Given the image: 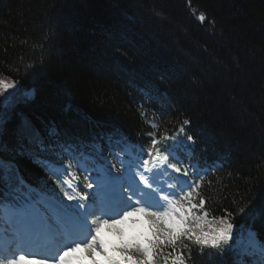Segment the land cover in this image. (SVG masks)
<instances>
[{
	"label": "trees",
	"instance_id": "obj_1",
	"mask_svg": "<svg viewBox=\"0 0 264 264\" xmlns=\"http://www.w3.org/2000/svg\"><path fill=\"white\" fill-rule=\"evenodd\" d=\"M0 79L16 84L0 96L3 140L13 149L0 155L30 184L60 190L15 151L27 144L25 126L54 147L45 156L72 161L83 185L87 173L70 154L119 167L116 154L140 155L152 124L172 135L188 120L195 143L185 139L176 154L203 175L193 203L204 198L210 221L231 212L241 246L249 230L264 242V0H0ZM22 186L0 185V197ZM184 243L191 258L180 244L173 255L182 252L186 264L258 259Z\"/></svg>",
	"mask_w": 264,
	"mask_h": 264
},
{
	"label": "snow or ice",
	"instance_id": "obj_2",
	"mask_svg": "<svg viewBox=\"0 0 264 264\" xmlns=\"http://www.w3.org/2000/svg\"><path fill=\"white\" fill-rule=\"evenodd\" d=\"M198 19L204 21L206 17L201 13ZM15 87V82L0 79V96ZM5 124L4 113L0 111V153L13 151L3 140ZM188 124V120L183 121L172 135L167 131L158 135V125L152 124L154 131L148 133L150 143L146 148L139 149V163L116 154L120 166L107 161L95 169V177L83 176L84 191L79 190V183H73L81 181V176L70 171L73 169L72 161L69 160L66 165L57 164L50 156H45V153L52 152L45 136L25 126L21 140H26L27 144L18 143L15 151L19 155H28L45 168L64 197L74 203L66 204L63 198H54L52 218L43 217L44 230L61 241L51 255L41 258L37 254H24L22 250L18 254L0 252V264H169V261L171 264H186L182 252L173 255L180 244L188 250V258H191V247L184 243L185 240L199 246L201 253L205 249H213L219 255L234 252L237 256L257 257L251 264H264V242L249 230L241 246L240 234L234 236L237 226L232 222L231 212L225 210L224 215L210 221L209 213L204 211V198L200 197L197 203H193L194 198L200 196L203 175L197 165H184L176 154L185 139L195 143L194 137L185 132L184 125ZM47 135H55L54 130H47ZM125 151L121 149V153ZM145 156L147 158H142ZM75 166L88 171L79 158ZM168 170L180 174L175 177L178 183L161 185L152 178L159 172L169 174ZM64 174L70 175L71 180L59 178ZM196 176H199L198 180L189 179ZM13 180L17 185L24 184L13 160H6L0 155V185L12 187ZM98 198L100 206L93 211ZM0 206L18 211L7 205L2 197ZM239 212L243 213L245 209L240 208ZM137 216L146 219L147 230L126 234L121 226ZM130 222L135 226L140 221L131 219ZM104 225L120 237L119 244H113L111 249L100 235ZM13 238L22 244L31 239L20 232ZM165 249L171 251L165 252ZM235 264H244V261L240 259Z\"/></svg>",
	"mask_w": 264,
	"mask_h": 264
},
{
	"label": "rangeland",
	"instance_id": "obj_3",
	"mask_svg": "<svg viewBox=\"0 0 264 264\" xmlns=\"http://www.w3.org/2000/svg\"><path fill=\"white\" fill-rule=\"evenodd\" d=\"M137 158H141L140 155L132 156L131 159L130 158H127V160H134L135 159L136 160V163H139V159H137ZM142 158H147V157L145 156V157H142ZM109 161H111V160H109ZM99 165H101V164H98V166ZM168 173L169 174H166V173H163V172H159L155 176H153L152 178L158 184H161V185H167L168 183L169 184L177 183L175 177L178 176V175H180V174L171 173V170H168ZM43 202L46 203V204L48 203V207H46V209H44L43 212L47 213V217L49 219H51L52 218V215L54 214L53 213V201L51 199H44ZM99 206H100V201H99V198H98L97 199V202H96V206L92 210L93 211H96V209L99 208ZM11 212L12 211H10V214L7 217L8 224H5L4 227L5 228H8L9 227V224H10L11 225L10 226V229L17 230V229H19L18 225L21 223V219L24 218V215L22 213H18L19 210L16 211V212H13V214H11ZM97 215H99V212H97ZM140 218L141 219L142 218L144 219V217H142V216H137V217L130 218V221H131V219H137V220H139ZM130 221H129L128 224L121 226V227H123L125 229L126 234H131L132 233L131 230H130V228H134L133 231H142V227L144 225V222H141L140 223V227H139L137 225L133 226ZM34 228L37 229L39 232H43V230L38 229L37 224H35ZM15 234L16 233L14 231H11V232H8L6 235L7 236L10 235V236H13L14 237ZM100 235H101L102 239L105 241L106 245L109 246L110 249H111L110 246H111L112 243H119L120 242V237H118L115 234V231L114 230L113 231H109V226L108 225H104L102 227ZM48 236H50L51 239H54L55 238L56 240H58L61 243V241L58 238H56V236L53 233H49L48 232ZM16 243H18V242L16 241ZM15 248H17L16 249L17 250L16 251L17 254L22 250V247H20L19 245H16ZM25 251H27V252H31L32 251L33 252V251H35V249L32 250L31 248L26 247V250ZM24 254H27V253L24 252ZM41 258H43V257H41Z\"/></svg>",
	"mask_w": 264,
	"mask_h": 264
},
{
	"label": "bare ground",
	"instance_id": "obj_4",
	"mask_svg": "<svg viewBox=\"0 0 264 264\" xmlns=\"http://www.w3.org/2000/svg\"><path fill=\"white\" fill-rule=\"evenodd\" d=\"M123 149H124V148H123ZM125 150H126V149H125ZM126 151H127V150H126ZM129 151H130V150H129ZM37 226H38V229L43 230V228H42L40 225L37 224ZM34 230H37V229L34 228ZM53 240H55V239H53ZM9 241H10L9 239H6V240H4L3 242L8 243ZM48 243H52V241H47V244H48ZM27 247L30 248L31 246L28 245ZM31 252H32V251H31ZM33 252H37V250H35V251H33Z\"/></svg>",
	"mask_w": 264,
	"mask_h": 264
}]
</instances>
